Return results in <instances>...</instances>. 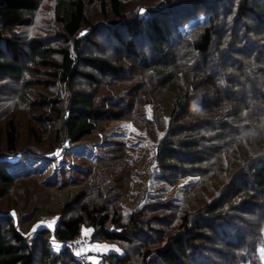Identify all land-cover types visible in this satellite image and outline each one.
I'll return each instance as SVG.
<instances>
[{"label":"trees","instance_id":"trees-1","mask_svg":"<svg viewBox=\"0 0 264 264\" xmlns=\"http://www.w3.org/2000/svg\"><path fill=\"white\" fill-rule=\"evenodd\" d=\"M43 1L0 0V264H89L70 248L87 226L94 243L121 250L102 264H263L264 0H165L147 17L122 0H53L58 41L25 42L19 29L34 27ZM21 108L40 128L29 129L36 147L53 132L43 151L22 144ZM126 120L157 142L159 178H197L181 203L126 215L117 195L89 188L64 204L54 230L29 240L24 230L43 222L42 208L10 202L15 185L77 184L93 164L67 168V152ZM121 177L125 188L129 170Z\"/></svg>","mask_w":264,"mask_h":264},{"label":"rangeland","instance_id":"rangeland-1","mask_svg":"<svg viewBox=\"0 0 264 264\" xmlns=\"http://www.w3.org/2000/svg\"><path fill=\"white\" fill-rule=\"evenodd\" d=\"M122 1L131 5H136V13L145 17L152 11L162 10L167 3L165 0ZM172 1L177 2V0ZM138 2H140V4H138ZM228 2L229 1H227V3ZM224 5L227 4L222 3L221 6L223 7ZM185 6L186 5H182V7ZM53 8V0H44L39 13L35 17L34 27L19 29V33L23 35L25 42H27L26 37L30 38L29 35H31V38L36 36L41 37V35H43L42 38H52V41H58L56 35L59 30L55 23H53ZM88 12L92 24L96 27L103 25V23H101L103 20L99 7L96 5L91 6L88 8ZM88 30L89 29L85 28L82 36L89 34ZM22 60L23 59H19L20 62H22ZM16 90L17 87L12 84L4 91L6 93H13ZM11 104L13 105L15 102L11 101ZM15 110H11V112ZM147 111L151 113L149 108ZM32 114V111L27 108H21L17 113L16 121L19 123V128L22 133V144L25 145V148H37L39 151H43L46 145L53 144L55 140L52 136L53 132L49 131L48 135L43 137V142L47 143L46 145L43 144L36 147L29 129L31 126L38 130L40 128L34 123ZM156 145L157 142L151 134L145 128H141L131 120L105 123L94 136L80 142L78 149H74L72 152L70 151L66 154V160L70 162L67 168H73L75 165H78L81 160L85 161L83 159L87 158L93 164L91 169L92 172L84 171L81 173L80 179L82 180L79 181L80 183L76 181L77 184L59 189V191L58 189L44 188L38 182L33 183L24 181L16 184L13 193L9 195L10 197L8 200L10 202L23 203V198L28 200L29 203L26 202L28 206L27 213L32 212L31 209L36 204H39L42 208L39 216L44 220L40 218L43 222L40 221L37 225L35 224L36 231H30L28 228L24 230L29 240L36 236L38 230L42 228L54 230L58 213L61 212L64 204L70 203L77 195L83 191H88L89 188L101 189L104 194L111 199L113 196L117 195L120 198L121 212L126 215L137 212L145 204L159 205V207L162 208H166L164 206L180 204L183 199L184 189L195 182L197 178H185L175 184L174 182L170 183V181L168 182L159 178L161 173L155 161ZM52 157L54 158L55 155ZM20 159L21 158H19L18 161ZM22 160L23 159L19 162H23ZM29 162L30 165L27 164L28 168L36 165V163L31 160H29ZM20 166L21 165L17 166L18 168L15 170L22 172L23 170ZM56 166H59L58 162L47 168L52 169ZM84 166L90 169V167H88L90 165ZM126 169L129 170L130 177L127 180L129 181V185L123 188L125 179L121 177V173ZM84 179L85 181H83ZM32 215L34 216L29 217V219L35 217V212H33ZM49 225H51V227H49ZM92 233L93 229L87 226L82 229L80 237L89 236L92 238ZM52 239L54 238L52 237ZM53 248L58 250L55 246H53ZM70 248L77 260L89 264H102V258L106 254L110 252H121L120 248L113 243L93 242L83 251L86 256L88 254L89 258L82 260L78 258L82 257L80 255L81 252L78 251V253H76L77 251H74L72 242H70ZM116 249L119 251H116ZM259 253L262 263L264 264V248H261Z\"/></svg>","mask_w":264,"mask_h":264},{"label":"built area","instance_id":"built-area-1","mask_svg":"<svg viewBox=\"0 0 264 264\" xmlns=\"http://www.w3.org/2000/svg\"><path fill=\"white\" fill-rule=\"evenodd\" d=\"M93 240H92V238H90L89 236L88 237H77L76 239H74V240H72V246H73V248H74V251L76 252V253H78V251H80L81 252V256L83 257H78L77 255V257L78 258H80V259H88L89 258V256H88V254H87V256L83 253V251L86 249V248H88L93 242H92ZM74 252V253H75ZM75 253V254H76Z\"/></svg>","mask_w":264,"mask_h":264},{"label":"snow or ice","instance_id":"snow-or-ice-1","mask_svg":"<svg viewBox=\"0 0 264 264\" xmlns=\"http://www.w3.org/2000/svg\"><path fill=\"white\" fill-rule=\"evenodd\" d=\"M194 110H195V111H199V109H198V108H195V107H194ZM13 215H15V214L13 213ZM49 227H51V225H49ZM35 231H36V229L34 228V229H33V232H35ZM50 243L53 244V245H55V244H56L55 239L51 240ZM116 251H119V250L116 249Z\"/></svg>","mask_w":264,"mask_h":264}]
</instances>
